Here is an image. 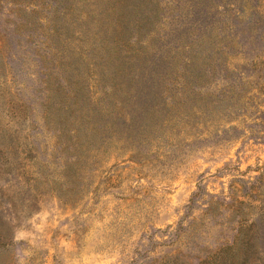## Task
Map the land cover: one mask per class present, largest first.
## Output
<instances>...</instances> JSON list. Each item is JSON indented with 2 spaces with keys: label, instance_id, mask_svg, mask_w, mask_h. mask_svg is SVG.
<instances>
[{
  "label": "rangeland",
  "instance_id": "1",
  "mask_svg": "<svg viewBox=\"0 0 264 264\" xmlns=\"http://www.w3.org/2000/svg\"><path fill=\"white\" fill-rule=\"evenodd\" d=\"M132 1L0 0V264H264V0Z\"/></svg>",
  "mask_w": 264,
  "mask_h": 264
},
{
  "label": "trees",
  "instance_id": "2",
  "mask_svg": "<svg viewBox=\"0 0 264 264\" xmlns=\"http://www.w3.org/2000/svg\"><path fill=\"white\" fill-rule=\"evenodd\" d=\"M132 5L135 7V10L137 12V14L139 15V19L142 20H147L150 21L151 19V15L152 14H156L158 12V8H159V3L155 2L154 0H145V2L140 3V4H136L134 1H132ZM200 45L199 47L196 49L198 51H204L207 47V42L205 40H200L199 41ZM190 47H194L193 43H191ZM195 48V47H194ZM193 48V54H196L195 49ZM198 53V52H197ZM195 57V55H192L191 58L193 59ZM116 69L123 71L125 70V63H123L121 66H116ZM68 109L70 110V112H74L75 116H69L68 121L65 125V127L63 129H65L67 132L69 131V129L71 130L73 126V124L69 127V125L72 123L77 122V116L83 117V115L79 114V111L76 107H74L73 105H69ZM68 126V128L66 127ZM74 130L76 133L75 134H71L70 135V139L71 142L73 140L74 141V145H78L80 147L85 148V144L83 143L80 137V135L78 134V130L77 129H72ZM14 244V237H13V233H12V227L10 225H8V223L0 216V253L3 254V252H8L10 251L12 245Z\"/></svg>",
  "mask_w": 264,
  "mask_h": 264
}]
</instances>
